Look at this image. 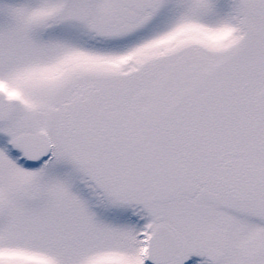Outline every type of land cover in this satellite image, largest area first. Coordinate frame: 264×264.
Returning a JSON list of instances; mask_svg holds the SVG:
<instances>
[{
    "label": "snow or ice",
    "instance_id": "snow-or-ice-1",
    "mask_svg": "<svg viewBox=\"0 0 264 264\" xmlns=\"http://www.w3.org/2000/svg\"><path fill=\"white\" fill-rule=\"evenodd\" d=\"M0 264H264V0H0Z\"/></svg>",
    "mask_w": 264,
    "mask_h": 264
}]
</instances>
